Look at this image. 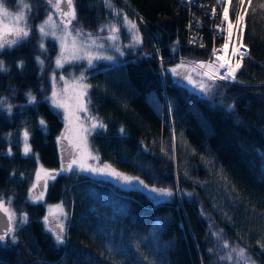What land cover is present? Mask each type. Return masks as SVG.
Listing matches in <instances>:
<instances>
[{"label":"trees","instance_id":"obj_1","mask_svg":"<svg viewBox=\"0 0 264 264\" xmlns=\"http://www.w3.org/2000/svg\"><path fill=\"white\" fill-rule=\"evenodd\" d=\"M17 2L4 0L11 9ZM110 2L74 0L77 19L69 27L72 33H105L115 14L131 18L139 43L127 41L114 63L57 71L55 41L43 40L44 50L39 46L46 0H26L30 36L0 51L7 68L0 72V200H11L17 222L16 243L8 235L0 242V264H230L222 257L231 246L264 264V0L242 6L224 0L233 23L237 13L245 15L242 43L249 55L235 82L215 80L207 95L184 75L196 84L212 83L187 61L208 58L227 37L218 0ZM216 25L223 36L213 30ZM191 33L202 42L190 44ZM232 43H240L236 28ZM227 56L232 58L230 51ZM181 62L186 69L179 78L170 69ZM79 68L88 85V111L80 117L90 127L86 135L98 165L139 177L149 188L171 190V199L123 189L72 162L68 170L61 134L69 139L75 119L70 114L65 121L64 110L53 106L50 76ZM92 117L105 128L92 129ZM39 168L51 178L42 201L34 202L30 190ZM45 204H61L66 212L62 244L43 224Z\"/></svg>","mask_w":264,"mask_h":264},{"label":"snow or ice","instance_id":"obj_2","mask_svg":"<svg viewBox=\"0 0 264 264\" xmlns=\"http://www.w3.org/2000/svg\"><path fill=\"white\" fill-rule=\"evenodd\" d=\"M48 4L50 5L51 9L54 11H50L44 21L38 25V31L40 34V48L41 50H44L45 45L43 43V38L45 37H53L54 39L58 40L60 42V54L57 56L56 59V66L58 68H62L64 63L71 62L78 59H87L89 65L92 64V61L95 59H107L111 60V56H99V55H93L90 50V45L87 43H84L82 41V37L85 35L82 30L76 29L74 31V34L70 32V25L72 24V21L77 19L76 16V10L74 6V0H47ZM219 3H221V6L223 7V21L228 22L227 27V37H224V44L222 45L221 49L218 51L217 49L213 48L212 55L216 58L219 63L214 62H198L196 63L195 67L201 68V69H207V71L201 73H198V75H202L203 77H207L208 81H211L212 83H207L204 80H201L198 84L193 83V80L191 78L190 74H185L184 78L188 80L189 84H193V87H196L199 89L200 92L207 95L212 91V88L214 86L215 80H228L229 78L232 81H235L237 79L236 73L237 71L242 67L241 61L245 59L249 55V49L242 43V33H243V22L245 20V15L237 13L235 15V22L233 23L229 19V8L226 6H223L224 0H218ZM229 4H231L232 0H227ZM252 0H248V3L251 4ZM245 0H238V4L240 6L244 5ZM19 6L23 9L18 15H16L15 19L12 21V24H8L5 22V20L0 19V51H3L5 48H12L18 43L24 41L26 38H28L31 34V28L28 24V15L27 13H30V5L26 3V0H18ZM106 6H111L110 0H105ZM264 6V5H262ZM0 14L3 15V17H8L9 13L8 11L3 7V0H0ZM59 16V22L57 23L55 16ZM213 15H215V9H213ZM125 23L129 25L130 30H132L134 33H136V24L132 21H129L127 17H124ZM62 26V29L60 28ZM219 27V26H218ZM236 28L239 30L240 33V43L239 47L233 46L231 49V56L232 57H238L235 65L230 62V58L227 56V50L229 48V44L233 35V29ZM59 30V34H58ZM108 30L113 35L109 36V39L115 40L116 36L115 33L118 31V28L116 25H110L108 27ZM223 30V29H221ZM103 31V28L101 29ZM87 38L91 40V33H87ZM134 39L137 43H139L138 34L134 35ZM92 44H95V40H91ZM203 47V45H201ZM100 47H103L100 45ZM220 53H224V55H220ZM39 60V57L37 58ZM41 64H43L42 60H39ZM22 66V62L21 65ZM185 63L181 62V64L177 65L175 68L170 69L173 76H180L181 72L179 69L184 68ZM221 69H226L223 73L220 72ZM7 71V68L4 66V62L0 60V72ZM55 79V76L53 77ZM61 80H64V77H60ZM84 77L83 74L81 76L73 81L71 85V96L74 100V105L72 106L71 116L74 117L75 121L77 122L76 127L73 129L76 134L79 136L81 132H87L88 129L83 128L78 124L80 117L77 115L78 112H87V103L85 101V97L87 95V88L88 85L83 83ZM69 94V82L65 81V88L61 92H57L53 90L52 93V104L55 108L63 109L64 110V118L65 121H69L70 116V105L68 102H66V96ZM35 97H32L29 93V102H34ZM11 110V106H9V111ZM92 129L95 128H105V125L103 122L99 121L95 117H92ZM40 124L43 126L45 124L44 120L40 121ZM68 128V124H66V129ZM123 131V130H121ZM61 139H68V137L65 134H61ZM85 146H86V137H82ZM24 140H25V154L28 153L29 148L27 144L28 140V132H24ZM71 142V141H70ZM97 159V157L92 156L91 153L87 154V157H85L80 163L77 164L76 159L74 158L72 163L77 164V167L81 171H92L96 172L99 171L101 173H105L107 175L113 176L119 180H121L124 184L131 185L133 182H137L140 185H143L145 189H147L150 193H155L157 196H164L169 197L172 196L173 193L171 190L168 189H158L156 187H151L144 183L143 180H140L139 177H131L128 175H125L123 173H120L116 171L115 169L111 168L110 165H104L103 169H96L92 168L87 165V159ZM64 169L62 168L61 171ZM68 170H72V164L68 165ZM47 176L48 174L45 173ZM40 172H37V180H40ZM33 188H35V185H33ZM31 191V190H30ZM40 197H37L39 199ZM7 204V207L5 206ZM11 209V200L3 201L0 200V211L4 212L8 215L9 225L7 226V230L5 233L0 234V242H3L5 240L6 235L12 236V242L16 243L15 239V228L13 226L15 213L10 211ZM26 217H23L20 222H26ZM45 222H48V218L45 217ZM58 228V231L53 232V235L56 238V241L58 244L64 243L63 239V233L65 231L64 225L62 223H58L56 225ZM49 231H53L52 228L48 229ZM219 235V234H216ZM229 244L225 242L223 244L224 249H229ZM261 247H264V244L261 245ZM238 259V262L240 260L244 261V264H255V261L251 259V257L247 256L245 250L243 248L234 247L231 248V252L228 256L222 257V259L225 260H231L233 258V255Z\"/></svg>","mask_w":264,"mask_h":264},{"label":"rangeland","instance_id":"obj_3","mask_svg":"<svg viewBox=\"0 0 264 264\" xmlns=\"http://www.w3.org/2000/svg\"><path fill=\"white\" fill-rule=\"evenodd\" d=\"M3 7L8 11L9 16L3 17V15L0 14V19L5 20V22H7L8 24H12V21L15 19L16 15H18L21 11H23V9L19 6L18 2L16 3V6L13 9H11L4 4V0H3ZM47 10H48V13L50 11H54L53 9H51L50 5H49ZM28 14L29 13H27V15ZM44 19L39 23V25L44 21ZM55 19L58 23L60 17L57 15V16H55ZM128 20L134 22L129 17H128ZM110 25H116V27L118 28V31L115 33V36H116L115 40L109 39V36L113 35L108 30V27ZM60 28L62 29V26H60ZM37 31H38V27H37ZM87 33H89V32L84 33L85 35L82 37V41L84 43H87L88 45H90V50H91L92 54L93 55H99V56H111L112 59L111 60L95 59L92 61L91 65H89L87 59H78V60H74L71 62L64 63V65H73V64H77V63H82L84 65V69L85 68L88 69V68H92L94 66H98L99 64H102V63H114V62H116L118 59L117 57L122 55L123 49L127 48V46L129 45V42H127V41L134 40V35L137 34V28H136V33H134L132 30H130L129 25L125 23L124 18L119 19L115 14V16L112 19H110L109 22H107V24L105 26V33H99V32L91 33L92 34L91 40H95L96 41L95 44H92L91 40H89L87 38V35H86ZM122 33H123V35H122ZM58 34H59V30H58ZM38 36H39V40L41 42L39 31H38ZM45 39L54 40L56 43L57 55L55 57L54 66H55V69L57 71H59L61 68H58L56 66V59H57V56L60 54V42L51 36L43 38V40H45ZM100 45H102L103 47H100ZM232 45H234V44L232 43ZM232 45L229 46L228 51H231ZM185 69H186V67L179 69L181 74H182V71H184ZM83 71L84 70L82 68H79V70L76 73H73L74 71H72V70H70L68 72V74H64L61 72L57 76H55V79H53L54 76H50L51 77V84H52L51 93H50L51 97H52L54 87H55V90L59 93L65 88V81L69 82V94L66 96V102H68L70 105V114L72 111V106L74 105V100L72 99V96H71V85H72L73 81L77 80L81 76V74H83ZM61 76L64 77V80L60 79ZM178 77L180 78L181 75ZM83 83H84V81H83ZM81 114H83V112L77 113V115L79 117ZM72 118H74V117H72ZM78 124L80 126H82L83 128L88 129V131H90V127L85 125V121H83L81 119V117H80ZM76 125H77V122L74 121V124H72V120H71L70 137H69V139L66 140V142H62V144L60 145L61 152L64 154L65 163H67L66 164L67 167L69 164H71V162L73 161L74 158L76 159L77 164H78L85 157H87L88 153H91L92 156H95L93 150L90 148V145H89V142L87 139L86 133L88 131L87 132H81L78 136L75 133V131L73 130L76 127ZM82 137H86V146H85V143H84ZM22 139H23V148L21 147V151H22V154L25 155L24 136ZM77 164L74 165V168H78ZM87 165L92 167V168H96V169H103L104 168L103 166L98 165L97 159L88 158L87 159ZM38 171L40 172V177H41L40 179H42L43 177L46 176L45 175V173H47L46 170L39 168L37 170V172ZM37 172H36V178H35V186H36L37 181H38L37 180ZM83 172H86L87 174H90L94 177H101L103 175L104 177H107L109 180H111L112 182H114L116 185H118L119 187H121L123 189H130L132 187L143 189L151 198H153L156 201L157 200L171 199V196L164 197V196H157L155 193H150L147 189H145L143 187V185H140L137 182H133V184H131V185L124 184L121 180H119L113 176L107 175L106 172L105 173H101L99 171H96V172L83 171ZM43 192L44 191H36L35 188H33L31 190L30 200H32L34 202L42 201ZM37 197H40V198L37 199ZM45 217L48 218L47 223L45 222ZM66 220H67V215H66V212H65V210L61 204H45V214L43 217V224H44L46 230L48 232H50L54 238H55V236L53 235V232L58 231V228L56 227V225L58 223H62L64 225V228H65ZM15 224H17L16 219L13 222V226H15ZM49 228H52L53 231H49L48 230ZM8 237H10V239H12L11 235H8ZM8 237H6L5 239H7ZM63 239H64V233H63ZM231 248H234V247H232V246L230 247V252H231ZM232 255H233V258L231 260H226V261L229 262L230 264H238L237 257L235 256V254H232ZM240 261H239V263H240Z\"/></svg>","mask_w":264,"mask_h":264},{"label":"built area","instance_id":"obj_4","mask_svg":"<svg viewBox=\"0 0 264 264\" xmlns=\"http://www.w3.org/2000/svg\"><path fill=\"white\" fill-rule=\"evenodd\" d=\"M187 3H189L190 2V0H185ZM198 27H199V25H198ZM187 29L189 30V28L187 27ZM221 29H223V30H221ZM213 30L215 31V33L218 35V37H220V36H223L224 35V28L223 27H217V26H214L213 27ZM223 33V34H222ZM189 40V43L190 44H196V43H201L202 41H201V39L199 38V35L198 34H195V33H191L190 35H189V38H188ZM224 44V39H223V43L222 44H220V45H217L216 47H214L215 49H217L218 51L221 49V47H222V45ZM236 47H239V43L237 44V45H235ZM228 51V50H227ZM212 52H213V49L211 50V52H210V55H209V57L208 58H206V59H202V60H199V61H197V62H195V63H193V62H190V61H187L188 63H190L191 65H193L194 67H195V65H196V63H198V62H205V63H209V62H214V63H219V61H217L216 60V58L212 55ZM220 55H224V53H220ZM237 59H238V57H232L231 59H230V62L233 64V66L235 65V63H236V61H237ZM195 68H197V67H195ZM199 71H201V72H205V71H207V69H201V68H197ZM224 71H226V69H221L220 70V72L221 73H223ZM217 80H219V79H217ZM222 81H228V82H231V83H233V82H235V81H232L230 78L228 79V80H222Z\"/></svg>","mask_w":264,"mask_h":264},{"label":"water","instance_id":"obj_5","mask_svg":"<svg viewBox=\"0 0 264 264\" xmlns=\"http://www.w3.org/2000/svg\"><path fill=\"white\" fill-rule=\"evenodd\" d=\"M62 4H63V0H62ZM8 225H9L8 215L0 211V234L6 232Z\"/></svg>","mask_w":264,"mask_h":264},{"label":"flooded vegetation","instance_id":"obj_6","mask_svg":"<svg viewBox=\"0 0 264 264\" xmlns=\"http://www.w3.org/2000/svg\"><path fill=\"white\" fill-rule=\"evenodd\" d=\"M46 4H48L47 0H46ZM48 174V172H47ZM49 175V176H48ZM47 176L43 177L42 179H40L39 181H37V185L35 186V190L36 191H44L45 190V186L47 184V182L50 180L51 178V174H48ZM44 193V192H43Z\"/></svg>","mask_w":264,"mask_h":264},{"label":"bare ground","instance_id":"obj_7","mask_svg":"<svg viewBox=\"0 0 264 264\" xmlns=\"http://www.w3.org/2000/svg\"><path fill=\"white\" fill-rule=\"evenodd\" d=\"M216 26H217V25H216ZM218 26H219V27H222V25H218ZM218 26H217V27H218ZM222 34H223V33H222Z\"/></svg>","mask_w":264,"mask_h":264}]
</instances>
